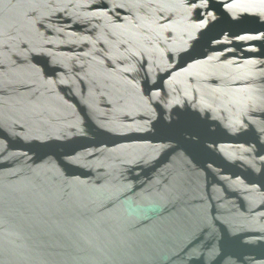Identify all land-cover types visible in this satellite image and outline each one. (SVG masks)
<instances>
[{
    "label": "water",
    "instance_id": "obj_1",
    "mask_svg": "<svg viewBox=\"0 0 264 264\" xmlns=\"http://www.w3.org/2000/svg\"><path fill=\"white\" fill-rule=\"evenodd\" d=\"M0 264H264V0H0Z\"/></svg>",
    "mask_w": 264,
    "mask_h": 264
}]
</instances>
